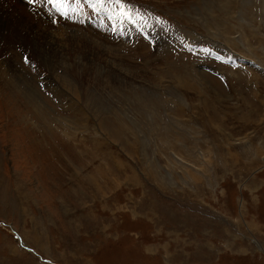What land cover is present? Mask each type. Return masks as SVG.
Segmentation results:
<instances>
[{
    "label": "rangeland",
    "instance_id": "1",
    "mask_svg": "<svg viewBox=\"0 0 264 264\" xmlns=\"http://www.w3.org/2000/svg\"><path fill=\"white\" fill-rule=\"evenodd\" d=\"M19 1L116 67L0 48V264H264V0Z\"/></svg>",
    "mask_w": 264,
    "mask_h": 264
},
{
    "label": "bare ground",
    "instance_id": "2",
    "mask_svg": "<svg viewBox=\"0 0 264 264\" xmlns=\"http://www.w3.org/2000/svg\"><path fill=\"white\" fill-rule=\"evenodd\" d=\"M45 3H46V1H45ZM81 3L83 5L80 6L77 15L79 17L80 16H89L90 10L88 9L87 5L85 3H83V1ZM40 9H41V11L39 13L36 12L37 14H34L33 12H31V6L28 5L27 2H25V4H24V3L20 2L19 0H0V48L4 47V46H9V47L14 48V49L23 48L24 50H26L28 52H39V51H44V50H50L53 48H60L61 50H63L65 48H67V45L65 44V42L71 41V42H73L72 43V49L73 50H80V52L82 54H84L82 61L79 63V65L83 69L90 70V69L94 68L96 70L97 68H100L101 64H102V69L109 68V67H116V66H113L111 64V61L109 58L110 57L109 54H111L112 50H113L112 43L110 46H108L107 44L101 45L102 46L101 48L96 46L97 49H100V50H98L99 53H97L93 50V49H95V47L93 46L94 44L92 45L91 40L85 39L86 41L84 42V41L77 39V38H79V36H78L79 33L70 32L69 30H67L68 29L67 27L63 28L62 26L61 27L58 26L52 32L49 28L51 25H53V21H54L53 16L48 14V12H49L48 10H47L48 12H46L42 9V7H40ZM36 11H38V10H36ZM113 11H114V9H113ZM114 13L117 14L118 18H120L119 25L123 27L126 19H122L123 18V12L120 10V7L116 8ZM88 18H90V17H88ZM115 24H117V23H115ZM69 28L71 29V27H69ZM56 29H59L60 31H57ZM74 30L77 31V29L73 28V31ZM81 31H82V29H81ZM68 34L70 36H68ZM88 34H90V33H88ZM65 35L68 37V39L65 38ZM94 35H95V37H102L105 39H109L106 35H103L101 33L96 32ZM94 35H93V37H94ZM75 38H76V40H74ZM117 48H118V46H117ZM81 49H82V51H81ZM98 58L102 59L101 64L95 63L96 59H98ZM2 60L3 59H0V61H2ZM7 66L10 67V63H7ZM2 68L3 67L0 65V69H2ZM110 69H112L110 73L113 76H114L113 70L118 72V70H116L114 68H110ZM105 70H107V69H105ZM104 73H105V71H104ZM118 73H120V71ZM115 76H116V74H115ZM107 78H109V77L107 76ZM176 156H178V155L176 154ZM176 156L174 155V158ZM179 158L181 159V157H179ZM177 160H178V158H177ZM171 161H172V163H174L176 160L174 162H173V160H171ZM204 162H208V161H204ZM189 164H191V163H189ZM254 244H256V242H254ZM258 249H259V245H258Z\"/></svg>",
    "mask_w": 264,
    "mask_h": 264
},
{
    "label": "snow or ice",
    "instance_id": "3",
    "mask_svg": "<svg viewBox=\"0 0 264 264\" xmlns=\"http://www.w3.org/2000/svg\"><path fill=\"white\" fill-rule=\"evenodd\" d=\"M34 0H29V3H33ZM82 0H47V3L50 4L53 9L68 17V13L71 12L72 14H76L78 9L72 8L71 5H80ZM106 0H83V3L87 4L88 7H91L93 3L102 6ZM114 3H119V0H112Z\"/></svg>",
    "mask_w": 264,
    "mask_h": 264
}]
</instances>
